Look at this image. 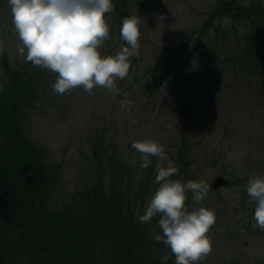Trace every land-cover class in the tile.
<instances>
[{
    "label": "rangeland",
    "instance_id": "1",
    "mask_svg": "<svg viewBox=\"0 0 264 264\" xmlns=\"http://www.w3.org/2000/svg\"><path fill=\"white\" fill-rule=\"evenodd\" d=\"M219 1L129 0L128 10L140 21V37L128 76L117 79L113 91L95 87L88 94L78 87L61 95L51 88L56 73L33 66L18 53L22 45L14 32L11 8L8 0H0V42L4 46L0 89L9 81L6 68L22 72L27 84L37 81L18 121L25 134L51 154L50 208L77 211L84 206V193L93 186L107 192L111 178L101 166L104 160L111 170L121 172L123 191L129 194L139 189L131 208L143 215L159 187L155 181L158 158L150 157L149 166L142 168L140 154L131 143L151 139L163 145L168 160L178 166L171 179L209 185L208 196L198 207L216 214L207 234L212 252L198 264H264V231L256 227V203L246 192L250 178L263 176L264 85L260 72L242 74L233 60L256 51L255 35L258 31L264 35V17L232 11L201 33L199 27ZM221 1L249 9L264 6V0ZM109 14L105 17L109 39L99 49L102 57L114 56L121 46H127ZM185 39H191L188 48ZM187 61L188 66H182ZM153 68H162L158 71L162 80ZM225 70L222 79L210 81L215 72ZM168 160L162 164L166 166ZM218 177L228 185L213 190L211 184ZM192 195L186 193L189 210ZM158 220L149 232L157 245L151 250L152 257L160 264H175L170 250L154 239L162 235ZM0 244L5 245L1 239ZM3 256L5 264H32L23 253L7 251Z\"/></svg>",
    "mask_w": 264,
    "mask_h": 264
},
{
    "label": "trees",
    "instance_id": "2",
    "mask_svg": "<svg viewBox=\"0 0 264 264\" xmlns=\"http://www.w3.org/2000/svg\"><path fill=\"white\" fill-rule=\"evenodd\" d=\"M128 1L112 0L115 11L109 17L119 30L122 18L132 16ZM232 11L247 17L251 14L264 17V6L249 9L220 0L199 27L201 33L208 30L210 23ZM255 39V52H244L233 60L243 70L242 74L260 72L264 85L263 33L258 31ZM190 40L185 39L187 48ZM188 64L187 61L182 66ZM153 71L162 80L158 76L162 68ZM6 73L9 81L0 89V239L5 244H0V264H5L3 254L7 251L26 254L32 264H160L152 257L151 250L157 245L149 237L159 216L146 224L139 221L140 215L131 208L139 189H131L129 194L123 191L121 172L117 168L111 170L104 160L101 166L111 178L107 192L93 186L84 193V206L77 211L52 209L47 205L54 184L51 154L27 136L18 121V113L26 107L37 81L25 83L24 74L17 70L6 68ZM225 74L226 70L215 72L210 81L222 79ZM262 172L264 176V169ZM15 239L18 241L14 242Z\"/></svg>",
    "mask_w": 264,
    "mask_h": 264
},
{
    "label": "clouds",
    "instance_id": "3",
    "mask_svg": "<svg viewBox=\"0 0 264 264\" xmlns=\"http://www.w3.org/2000/svg\"><path fill=\"white\" fill-rule=\"evenodd\" d=\"M14 32L21 41L18 53L26 62L57 74L51 85L57 94L70 93L83 87L92 94L95 87L109 91L115 81L128 76L130 58L138 55L139 18H122L121 46L114 56H101L99 49L109 39L110 25L106 14L115 11L112 0H8ZM4 46L0 42V54ZM131 148L140 154L141 167L147 168L150 157H157L155 181L159 187L151 196L141 223H149L159 216L161 234L155 241L163 242L175 256V264H198L212 252V241L207 235L215 225V211L199 206L208 196L209 185L204 181L181 183L171 179L179 168L168 160L164 146L151 139L133 141ZM168 160L166 166L163 161ZM191 192V210L186 206V193ZM246 192L256 207L253 219L264 231V176L248 180Z\"/></svg>",
    "mask_w": 264,
    "mask_h": 264
},
{
    "label": "water",
    "instance_id": "4",
    "mask_svg": "<svg viewBox=\"0 0 264 264\" xmlns=\"http://www.w3.org/2000/svg\"><path fill=\"white\" fill-rule=\"evenodd\" d=\"M227 184H228V182H227V180H226L225 178H223V177H218V178H216V179L212 182V184H211V188H212L213 190H216V189H218L219 187L221 188V187L226 186Z\"/></svg>",
    "mask_w": 264,
    "mask_h": 264
}]
</instances>
